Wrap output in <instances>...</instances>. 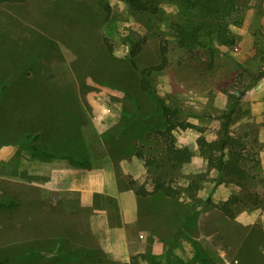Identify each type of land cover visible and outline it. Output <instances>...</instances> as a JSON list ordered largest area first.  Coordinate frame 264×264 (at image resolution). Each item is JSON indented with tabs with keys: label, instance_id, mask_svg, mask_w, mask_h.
<instances>
[{
	"label": "rangeland",
	"instance_id": "374dc122",
	"mask_svg": "<svg viewBox=\"0 0 264 264\" xmlns=\"http://www.w3.org/2000/svg\"><path fill=\"white\" fill-rule=\"evenodd\" d=\"M241 7L235 45L211 55L173 46L181 9L165 0L147 12L126 0L0 3V264H264V0ZM137 43L142 68L169 48L153 87L193 125L174 129L170 148L155 101L127 61ZM234 97L229 134L244 157V186L218 183L207 160L219 156V117ZM108 168L124 224L127 205L144 210L134 238L151 225L147 245L113 244ZM171 170L177 189L197 180L195 199L139 197L129 187L151 191L152 179ZM208 197L218 205L239 198L226 205L234 217ZM211 232L225 252L204 239Z\"/></svg>",
	"mask_w": 264,
	"mask_h": 264
},
{
	"label": "trees",
	"instance_id": "16d2710c",
	"mask_svg": "<svg viewBox=\"0 0 264 264\" xmlns=\"http://www.w3.org/2000/svg\"><path fill=\"white\" fill-rule=\"evenodd\" d=\"M27 0H0V3H21ZM129 5L138 12H147L150 10L153 1L156 0H126ZM177 4L181 9L182 20L173 28L174 42L173 46L179 50L204 49L213 55L218 46L231 48L235 45V36L232 33V26H237L242 13L241 0H165ZM108 11V9H107ZM108 46V45H107ZM111 51L110 48H108ZM141 51L140 44H134L127 49V61L130 67L135 71L138 77V87L143 93L151 95L155 101L156 109L160 112L164 129L158 131L161 136L166 139L168 148L169 143L173 142L172 131L176 128H187L190 125L181 121L178 118V109L166 105L157 97L153 80L154 76L163 71L168 65L169 48L162 46L161 62L154 66L140 67L137 62V55ZM230 110L220 115L222 124V137L212 147L219 156L217 159L208 156V166L214 169L219 174L218 183L229 182L244 186L243 179L245 178L244 170L241 166L244 157L241 151L238 150V143L229 134V126L232 122V114L238 104V97H234ZM202 146L206 144L201 143ZM185 154V153H180ZM137 157H141L139 153ZM186 157V156H185ZM82 164L81 162H79ZM172 168V167H171ZM171 173H165V176H157L152 179V190L148 191L144 187H135L134 182L129 183V187L134 194L139 197H145L153 193H161L167 198H177L181 193H186L190 199H195L194 191L198 188L196 179H192L188 185L177 189L173 185ZM170 182V183H169ZM240 199L232 197L228 203L221 205L210 204V198L206 199V203L212 205L221 211L225 216L233 218L234 214L227 208L226 205L237 203ZM133 261V258H132ZM264 261V258L262 259ZM132 264H135L134 262Z\"/></svg>",
	"mask_w": 264,
	"mask_h": 264
},
{
	"label": "crops",
	"instance_id": "0c3cea01",
	"mask_svg": "<svg viewBox=\"0 0 264 264\" xmlns=\"http://www.w3.org/2000/svg\"><path fill=\"white\" fill-rule=\"evenodd\" d=\"M112 169L108 168L104 171V174L107 175L109 178H111V183L108 184L106 186V189L108 191H106V194L105 196H108L110 198V201L112 202L113 204V211H112V218H113V231H114V241H113V244L115 246H135V245H147V238H150L148 236H150V234L154 233L151 229H150V226L149 225L147 228H144L142 229V233H144L145 235H142V240L140 242H135V238L136 237V234H135V229H136V226H135V215L139 214V212H144V210L142 209H138V206L137 208L135 207V205H127L126 207V210L128 213H130L128 216V219L126 220L125 224L123 222V218H122V214L124 213V208H123V202H122V197H121V192L120 190L118 189V186L116 184V181H115V175L113 173V171H111ZM110 190V191H109ZM134 196V194L132 195ZM134 197H132L133 199ZM133 202V201H132ZM138 202V201H137ZM139 205V203H138ZM139 206H143V203L142 205H139ZM167 221V219H165V222ZM203 221V220H202ZM124 225H123V224ZM198 224L201 225V222H200V219L198 220ZM126 230V233L124 232ZM211 230H214L213 228H211ZM213 232V231H212ZM212 232L208 235L206 234V237H205V234H204V239L208 238V236H211V240L215 241L216 245L220 248H222L221 252L220 253H223L225 252V246H223V244H221L220 246V243L219 242V237L216 236V235H212ZM154 235H158V234H154ZM203 239V238H202ZM220 261H222L223 259L221 257H219Z\"/></svg>",
	"mask_w": 264,
	"mask_h": 264
}]
</instances>
